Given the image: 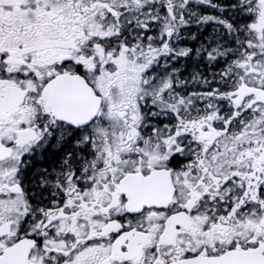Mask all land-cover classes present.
<instances>
[{
  "label": "snow or ice",
  "instance_id": "6c2138e0",
  "mask_svg": "<svg viewBox=\"0 0 264 264\" xmlns=\"http://www.w3.org/2000/svg\"><path fill=\"white\" fill-rule=\"evenodd\" d=\"M0 264H264V0H0Z\"/></svg>",
  "mask_w": 264,
  "mask_h": 264
}]
</instances>
